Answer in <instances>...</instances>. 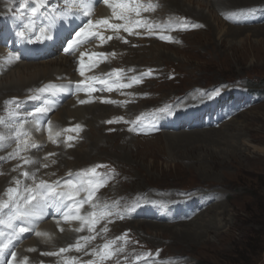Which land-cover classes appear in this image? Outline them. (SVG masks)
I'll return each instance as SVG.
<instances>
[{
  "label": "rangeland",
  "instance_id": "374dc122",
  "mask_svg": "<svg viewBox=\"0 0 264 264\" xmlns=\"http://www.w3.org/2000/svg\"><path fill=\"white\" fill-rule=\"evenodd\" d=\"M14 2L16 9L22 4L21 1L14 0L13 5ZM203 9L200 10L211 19L212 9ZM218 9L216 17L211 19L210 28L217 31L216 35L204 26V30H194L183 35L176 45H159L156 43L158 41H154L141 47L143 52L141 48L124 50L129 53H122L123 63L136 67L138 76H143L146 70L151 69L155 73V79L146 78L144 86L139 89V92L148 94L149 99L143 100L142 104L133 105L130 109L125 108L122 114L126 118L134 117L141 109L159 111L166 106H172L179 111L195 104L203 108L208 107L214 114L218 113V109L214 106L212 98L236 96L237 90L244 91L248 86L255 90L264 89V23L243 26L249 30L236 34L237 36L224 35L228 24L223 22L221 17L233 9H228L227 6ZM176 12L178 13L173 15L190 19L191 14L187 7ZM192 16L195 17L194 14ZM57 56L59 52L53 58ZM43 60L47 62L48 59ZM148 72L152 75V71ZM169 73L172 74L170 78ZM193 93H197L198 97ZM236 98L239 103H236L235 99L231 101V98H228L231 102L226 99L222 102L234 108L235 115L217 125L175 133L151 134L146 137L129 135L123 132L125 129L121 126H115L113 134L108 129L104 132L100 128L99 131L106 137L101 143L103 147L93 152L92 155L97 156L95 159L75 160L72 155L66 159L68 164L77 162V166L70 170L84 169L95 164H108L112 169V172L106 174L110 176L108 183L90 185L85 196H80L79 191L76 193L80 201H87L83 203V207L93 209L92 205H97L93 212L96 210L95 212L99 213L107 209L109 201H116L115 204L120 203L121 206L132 203L145 207L159 204L172 210L180 209L186 202L203 200L208 206L215 203V208L209 209L207 213H203V217L196 220L199 211L191 217L192 219L189 218L183 223L151 222L146 218L139 220L144 226L147 223L174 226L175 229L169 232L147 230L144 226L139 228L137 223L131 225L132 220L120 219L117 208L111 209L116 212L114 215L117 219L105 221L103 226L99 219L91 230L88 224L75 219L78 226H81L80 229H85L86 237H91L90 241L80 238L74 243L58 242L56 259L44 254L48 253L47 249L36 247L33 250L36 253L26 254L27 264H60L64 259L71 263L72 252L78 255L74 257V261L79 257L80 260H99L98 256L93 255V250L99 252L103 249V245L107 243L103 236L106 235L115 242L110 245L113 255L107 259L108 264H131V257L138 251L155 256L158 264L165 261L178 264L181 260L187 264H264V94L261 97L245 98L244 102L250 101L247 105L241 103L237 96ZM210 99L212 100L207 102ZM100 126L107 127L103 124ZM88 130L84 132H87V139H84L86 142L72 150L75 153L83 152L85 147L89 146L88 138L92 132L89 133ZM202 131L208 132L206 137L197 135ZM124 133L129 136L126 135L125 138ZM184 133H190L187 137L190 141L180 139V134ZM126 142L130 143L126 152L118 149ZM5 154L0 151V155ZM18 164L15 160H0V192L3 195L0 200L8 199L6 191L13 187L8 184L7 179L15 184V180H10L9 176ZM31 164L30 168L34 166ZM39 167L43 169L42 166ZM39 167H36L37 170L34 167L33 170L37 175ZM63 168H60V172ZM90 188L96 190L91 200H88ZM20 195L18 191V200ZM213 215L218 219V226L211 229L208 235L211 247L188 245L175 239L176 235L190 231L192 223H199L200 220L210 221ZM181 224L185 225L180 226ZM102 227L107 229L103 235ZM121 234L127 236L123 243L115 239L116 236L120 238ZM35 236L36 232L29 241ZM67 246L71 249L60 251ZM116 246L123 247V251H117Z\"/></svg>",
  "mask_w": 264,
  "mask_h": 264
},
{
  "label": "bare ground",
  "instance_id": "6f19581e",
  "mask_svg": "<svg viewBox=\"0 0 264 264\" xmlns=\"http://www.w3.org/2000/svg\"><path fill=\"white\" fill-rule=\"evenodd\" d=\"M13 1L14 0H11V1L10 0L9 1L8 0L7 1L0 0V10L1 9L6 10V9H10V8H11V10H13L12 9L13 8ZM18 1H21V2L25 1V6H24L25 7V15L23 17V22H22L23 26H20L18 28L19 31L20 32L23 31L25 34L29 35V38L33 39L34 41H35L36 36H40L41 39H43L45 36H50V37H52V39H50V40L44 39L43 43H40V42H33V43H36L38 46L42 45L43 47H52L56 42L58 43L61 41L62 42L61 47L60 48L55 47V51H57L56 54L58 52H61L62 50H64L63 46H65V48H66L67 47V41L69 39H71V33L68 30L70 29V26L74 24L73 18L75 16H73L72 14L69 13V11H67V12H62L58 16L53 17L54 19H52L51 21L50 20L42 21L39 19L36 20L34 16L36 15V10L39 7V5L41 3H45V5H47L52 0H16V2H18ZM70 2H71V0H70ZM22 4H23V2H22ZM160 4H161V9H160L161 13L162 12L163 13H178V12H176L178 9L183 10V8L187 7L188 12L191 15H193V14L195 15V17L194 16L191 17V15H190V18L204 24V26L208 27L210 32H212V34H214L217 31H215L214 28L210 29L211 24H212L211 19L214 16L216 17V10L218 8L220 9V7L224 8L225 6H227L228 9H233V10H237V11H250L249 9H251V8L258 9V7H260L261 5H264V0H162ZM195 6L197 8H195ZM201 8H204V9L205 8H211L212 9L213 14H212L211 19L208 16L204 15V13L200 10ZM15 9H16V6H15L14 10ZM239 9H241V10H239ZM252 10L254 11V9H252ZM184 11H187V10H184ZM95 14L98 17H103V15L106 14V10L103 6H100L95 11ZM227 27H228V29L225 31V34L224 33H222V34H224V35H236L239 33L242 34V33L247 32L249 30L246 27H234V26H230V25H228ZM30 28H33V31L30 30ZM254 30H258V28L257 29L254 28ZM65 33H68V35H67L66 39L64 41H62L61 37ZM220 33L221 32H219V35H220ZM215 35H216V33H215ZM20 45L22 48L23 45L21 43H20ZM48 50H51V49L48 48ZM141 51L143 52L144 49H141ZM69 53L70 52H68L67 54H69ZM129 55H132V54H129ZM41 56H47V54H44ZM36 63L37 62H22V63H18L17 65H15L12 68H9V70L0 78V98L2 97L1 100H3V98H10V97H13V98L14 97H23V92L25 90L37 86L40 82H42V83L52 82V81L55 82L57 76H61L63 74H72L71 73V63H70V59L68 57H62L59 55V56H57V58H53V60H49L47 62H42V63L38 62V64H36ZM1 100H0V104H1ZM140 103L142 104L144 102H140ZM72 105H73L72 103L65 104L62 108H60L57 111L55 116H53V120L55 122H58L61 126H66V125L71 126L74 123H69L68 121L70 119H74L75 120L74 122H81L83 125L88 127V129H89L88 131H89V133L92 132V135H90L91 137L88 138V144L87 145H89V146L85 147V151L78 152V153H75V151H69V150L63 151V152L59 153L54 158V160L57 162V165L59 167L56 164L54 165V164L49 163L48 167L50 169H53L54 167H56L58 174H64L66 171L70 170L71 168H75V166H77L76 165L77 162L70 163V164H68L66 162V159L69 158V156H71V155L74 156L75 160H77V159L82 160L85 158H86V160L95 159V157H97V156H94L92 154H93V152H95V151H97L103 147L101 143L104 142L103 139L106 137L104 134H101V132L99 131L100 128H102L101 130H103V131L105 129H107L105 127L103 128L100 126L101 122H103V120L106 119L109 115L120 113V111L112 109L111 107L93 105V106H88V107L72 108ZM132 109H131V111H132ZM189 134L190 133L180 134V137H181L180 139L185 138L186 140H189V139H187ZM207 134H208L207 131H202L200 134L198 133L197 135H205L204 137H206ZM126 135H128V134L124 133V137ZM82 137H84V139L85 138L87 139V132L83 133ZM125 138H127V137H125ZM130 138H134V137L130 136ZM21 141L25 142L24 144L21 143V145H26L28 143V141L26 139H22ZM35 143L37 145L40 144L39 141H36ZM128 143L129 142H126L125 145H122V146L120 145L121 147L119 146L118 149L124 150L126 152V150H128ZM44 146L50 147V143H48ZM104 147H106V146H104ZM110 150H112V148ZM51 152H54V151L51 150ZM20 157L24 158V156H20ZM34 157L36 159H39L38 156H34ZM13 158H15V157H13ZM120 158H121V156H120ZM1 159L2 158H0V160ZM93 161H96V160H93ZM62 167H64V168L60 172V170H61L60 168H62ZM21 170H23L24 172H27L29 174L28 176L36 175L33 172L34 167L30 168V166H25V167H22L21 169H15V170L13 169L14 172L12 174H10V176H9L10 180H12V181L15 180V184L17 181H19L20 182L19 185H21L20 189L22 187L25 188L26 186L28 188H34L35 184L33 181L29 182V179L26 176H24V177L19 176V173H21ZM19 185H16V186H19ZM86 189L88 190V188H86ZM102 197H103V195H102ZM214 204H212L210 206H206L203 210H201L202 212L200 211V213L198 215H196V220L198 218L203 217V213H207L209 209L215 208L216 206ZM100 205H102V204H100ZM93 209H91V210L93 211ZM217 220L218 219L216 218V216L213 215L211 217L210 221L200 220L199 223H196L197 222L196 221V222L192 223L193 226L191 227L190 231L182 232V233L176 235L175 239H177L181 243L185 242L188 245H195V244L197 245L198 244V245H202V246H206V247H211L212 244H210L211 242L208 239V235L211 232V229H213L216 225L218 226ZM33 221H34V216L29 217L27 219H23V221L20 223V226H23L26 228H31V226L33 225ZM138 222L137 221L131 222L132 223L131 225H133L134 223H137L139 228L144 226L143 222H139V223ZM16 225L18 226V223ZM182 225H185V224H181L180 226H182ZM20 226H18V227H20ZM82 226H84V225H82ZM144 227L147 230L162 231V232H166V231L169 232L170 230L175 229L174 226H168V225H165L164 223H162V224H160V223L159 224L158 223H147ZM111 228H113V227H111ZM35 232H36V236L31 241L28 240L26 242V246L29 248L30 247L32 248L34 246V247H42L43 249L45 248L47 250H52L56 246H58V242H62V243L73 242V240L75 238H82L83 237V232L77 233L76 237H74L71 234H63V235L59 236L58 240L56 241V239L54 237L56 235L55 227L53 229V226L46 223V222L44 224L40 225L39 227H37ZM37 233H39L40 235H37ZM37 238H39L40 240L37 241L36 240ZM111 239H113V238H111ZM47 246H49V248ZM118 247H117V249H118ZM115 250H116V248H115ZM184 263L187 264L186 262L181 260V262H179L178 264H184ZM163 264H175V263H173V261H171V262L165 261Z\"/></svg>",
  "mask_w": 264,
  "mask_h": 264
},
{
  "label": "snow or ice",
  "instance_id": "6c2138e0",
  "mask_svg": "<svg viewBox=\"0 0 264 264\" xmlns=\"http://www.w3.org/2000/svg\"><path fill=\"white\" fill-rule=\"evenodd\" d=\"M105 3H108L109 0H104ZM116 8L121 9V12L118 14L117 18L118 19H122L125 21L124 24H111L108 25L109 27L113 28V29H119V28H124L125 31L132 33V28L129 26V21H128V17L127 15H125V12L127 11H136V14L139 15V12L137 11L138 6H134L133 8L129 9V5L128 3L125 2H121V0H118V2L116 3V5L114 6ZM85 15H87V11H85L84 13ZM116 14V13H114ZM97 23H101L100 21H98ZM102 23H104L105 25L108 24V22L105 20ZM139 23V21L137 22ZM95 27V25L93 24V21L91 19H89L87 21L86 24L83 25V27H80L78 31L75 32V38L69 39L67 41V47L64 48V51L66 53L74 51L76 47H78L80 44L84 43L85 41H87L90 37H94V36H99V32L98 31H93V28ZM17 35L21 38L24 39L25 37V33L23 31L18 32ZM161 39H170L168 37H160ZM44 39H52V37L50 36H45L43 39H41L40 36H36L35 37V41L31 38L28 39V43H33V42H40L43 43ZM91 59V58H90ZM81 65L83 64V61H80ZM80 74L83 75L84 71L83 68L80 69ZM125 87L128 85H124ZM41 91H43V89H41ZM31 99V97H30ZM84 101H81V103H83ZM36 112H42L43 109L42 108H37L35 110ZM164 111V110H161ZM167 111H170V109H168ZM0 139H2V137H0ZM35 146V145H33ZM26 163H30L31 161H25ZM90 172L95 173V169H90ZM23 175H25L26 177L29 175L27 172L23 173ZM17 185H19V181L16 182ZM99 186V185H98ZM97 186V187H98ZM64 187L67 189L66 192H60L57 193L54 190L53 185L48 184L45 181H40L39 184H36L34 188H26L25 192L27 193V195H20V199H22L24 201V207L21 208L19 203H18V188H8L6 191V195L8 197V199L5 200H0V210L2 209H6L9 207V205H13L16 208V212L15 215L9 218V227H12V221L16 220V219H27L29 217H33V216H37L38 214L42 213L43 208L50 206L51 202H52V198L53 197H59L61 200V204L59 205L60 207L63 206V199L67 198L69 200H72L73 195L75 193L78 192L77 186L73 183V181L69 180L66 182V184L64 185ZM95 188H90L88 191V200H91L94 192H95ZM33 201H35V203H33ZM87 201L85 200H81V201H74L73 205L71 207H69L68 211L63 213L64 219H79L84 223H87L89 225V228L91 230V227L101 218H103L104 215H110V212L107 211H101L99 212V214L97 212H92L89 213L88 216H80L78 215L80 209L79 206L80 204L86 203ZM76 209V213L77 215L74 216H70V213L72 211V208ZM92 207L95 209L97 208V205L93 204ZM34 209H39L40 213H38L37 211H35ZM0 223H2V221H0ZM29 229L23 226H20L18 228V233H24L26 231H28ZM104 231H107V229H104ZM0 235H3V233H0ZM37 235H40L39 233H37ZM85 241H88L91 239V237H84L83 238ZM121 240L124 239V237H120ZM115 242H109V243H105L103 245V249L99 252L93 250V255L94 256H98L99 257V261H105L109 258H111V256L113 255V252L110 251V245L114 244ZM4 247H7V245H5ZM79 250V249H77ZM4 249L0 248V255L3 254ZM61 252H66L68 251V249H60ZM117 251H123V247L117 249ZM45 255H52V253H44ZM15 253H12V257L13 259H15ZM88 264H95L94 261H89Z\"/></svg>",
  "mask_w": 264,
  "mask_h": 264
}]
</instances>
